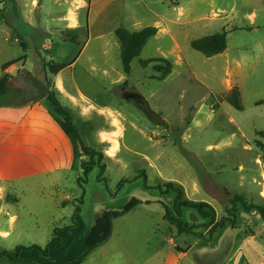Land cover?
<instances>
[{
	"label": "rangeland",
	"instance_id": "rangeland-1",
	"mask_svg": "<svg viewBox=\"0 0 264 264\" xmlns=\"http://www.w3.org/2000/svg\"><path fill=\"white\" fill-rule=\"evenodd\" d=\"M1 1L0 63L28 55L26 68L43 74L44 60L52 55L58 58L59 43L69 42L64 39V22L58 16L70 1L18 0L20 15ZM179 2L114 0L113 11L104 15L89 17L87 9L81 12V44H74L82 46L83 51L75 66L64 69L63 74L80 77L82 90L94 104L88 117L91 122L84 117L78 119L77 128L85 145L107 155L117 140L118 157L110 160L105 156L106 182L98 180V167L89 174L83 203L79 202L82 189L77 183L81 171L67 178L61 189L46 194L48 204L43 210L37 207L35 197H23L27 209L54 214L56 220L47 224L41 216L37 225L28 210L21 207L25 216L16 222L10 238L0 240V249L12 251L18 244H48L55 230L63 233V228L73 223L77 205L81 207L84 229L90 228L105 210H121L133 197L164 211L162 203L171 205L173 195L161 197L158 190L146 189L144 174L151 186L162 181L182 182L186 196L210 203L219 220L227 215L228 198L234 193L243 194L249 202L264 204V103H259L264 100V0H194L186 1L184 6ZM6 26H13L16 33L11 27V34H7ZM147 26L158 27V33L132 61L131 73L127 74L115 30L125 27L138 31ZM220 32L227 33L228 41L221 54L207 57L191 46L196 38ZM152 57L172 61V71L166 78H160L153 69L154 63L147 68L141 65V59ZM19 73L24 76L13 80L11 91L1 96L0 102H26L39 93L33 87L30 72ZM235 86L241 91L243 110L225 100L226 93ZM130 93L142 95L165 123L151 120L127 98ZM105 108L113 120L112 126L101 112ZM104 130L109 132L108 139L100 142ZM123 179L126 181L118 187ZM66 194L77 196L73 210L55 206L54 200ZM183 216L189 224L198 225V231L208 233L209 219L192 209L185 210ZM237 224L241 228L228 232L235 235V246L245 232L256 235L264 247V218L259 211L247 212L240 205ZM128 229L126 222L119 223L115 245L94 250L83 264H108L116 257V250L121 256L131 250L137 254V261L145 262L150 236L133 238ZM254 244L255 240H250L246 248L258 264L264 248L258 246L260 250L255 252ZM173 254V249H165L160 254L162 264H170L168 258ZM212 255L215 264H246L242 253L235 252L229 263L227 253L218 258ZM4 259L11 264H32ZM164 260L168 261L163 263Z\"/></svg>",
	"mask_w": 264,
	"mask_h": 264
},
{
	"label": "crops",
	"instance_id": "crops-1",
	"mask_svg": "<svg viewBox=\"0 0 264 264\" xmlns=\"http://www.w3.org/2000/svg\"><path fill=\"white\" fill-rule=\"evenodd\" d=\"M69 1L70 3L67 8L58 16L60 21L64 22L62 25L63 30L81 27L80 16L81 12L85 9L88 10L89 17L94 14L101 16L106 12L113 11L111 9H113L112 2L114 0ZM179 1L180 5L184 6L186 1L194 0ZM54 2L60 3L59 0H54ZM41 3L43 5V2ZM1 26L0 31H2ZM6 27L8 28L6 29V33L10 35L9 30L11 27ZM77 45L66 40L59 43L58 53L61 55L55 58L51 54L52 57L49 60H44V69L41 75H37L32 70L26 68L28 55L25 60L7 69V72L12 75L9 83V92L11 91L13 80L24 76L19 71L27 70L30 72L29 77L31 78L33 87L38 89L39 93L26 102H0V240L2 241L10 238L16 222L25 216L21 212V207L27 209L23 197H27L28 194L32 198L35 197L34 201L37 207L43 210L47 203L45 202L46 194H50V191L53 192V190L61 189L67 178H72V176L80 172V170L73 169V143L59 122L51 114L48 95L51 91L57 92L59 100L69 111L76 126L79 117H84L87 122H91V119L88 117L91 115L94 104L90 96L82 90L80 77L73 73L68 76L64 75V70L58 74H51L45 66V61L54 60L70 64L67 68L74 67L83 51V47ZM62 53H65L66 58L65 56L62 57ZM67 54L70 55L69 58H67ZM7 61L0 63V76L3 73L2 64ZM105 109H102L101 112H104L106 123L112 126L113 120L109 116L107 108ZM108 135L109 132L107 130L101 132L100 142L106 141ZM118 144L117 140H114L113 144H111V147L116 146V148L113 153L110 152V149L107 150V155L105 156L108 159L111 160L118 157ZM8 194L16 197L17 201H7L6 196ZM76 199V195L66 194L61 199L54 200L55 206L58 207L60 204L63 210H70L72 209L71 206H76ZM27 210L31 220L37 225H39L41 216L45 218V222H48L47 224L56 220L54 214H38L29 208ZM163 214L164 211L158 206L143 202L130 212L115 218L113 220V234L103 245H115L117 226L121 222H126L133 238L138 237V235H145L146 237L150 236L151 241L148 244L149 253L146 258L147 262L137 261V254L131 250L128 251L127 256H124V254L122 256L119 255V251L116 250V257L113 256L108 264H120V262L121 264H162L160 254L167 248L175 251V254L171 258H168V260L170 259V264H215L213 253L216 254L217 258L227 253L228 258H226V263H229L235 252L237 254L242 253L246 264H257L252 259V253L247 250L246 243L254 239L255 244L253 248L255 252L257 249L260 250V246H263L258 241L259 239L256 235L245 233L243 229L242 232L245 235L239 242L236 241L238 244L235 246L233 242L235 235L228 232L241 228L238 224L234 226L227 224L225 228H217L212 238L207 240L194 234L178 233L177 227L165 220ZM72 219L76 223L65 226L62 231L67 236V242L62 247L54 250L52 260L42 257L37 250H32L31 252L24 251L20 256L33 259L42 264H62L70 256L80 255L86 248L85 239L89 234V228L84 229L85 222L81 218V212L74 213ZM218 220L217 218L216 221ZM201 232L208 236L207 232ZM103 245L98 248H102ZM119 257H121L122 261ZM263 257L264 251H262V259L258 264H264ZM57 258L58 260H56ZM168 260H164L163 263ZM0 264L11 263L4 258H0Z\"/></svg>",
	"mask_w": 264,
	"mask_h": 264
},
{
	"label": "trees",
	"instance_id": "trees-1",
	"mask_svg": "<svg viewBox=\"0 0 264 264\" xmlns=\"http://www.w3.org/2000/svg\"><path fill=\"white\" fill-rule=\"evenodd\" d=\"M7 7L13 9L17 15H20L18 8V0H2ZM14 32L16 29L11 26ZM82 27L67 28L64 31V35L67 36L68 41L76 44H81L79 41V32ZM158 33V27L147 26L138 31H131L125 27H119L115 30V35L120 42L121 46V61L123 70L125 73L130 74L132 70V61L139 57L147 45L150 38ZM21 45L27 49L24 42ZM191 46L203 53L207 57H212L221 54L226 51L228 47L227 33H213L208 34L192 40ZM27 58V55H22L18 58H14L2 64V75L0 76V96L5 95L10 86V80L12 75L7 72V69ZM140 63L143 67L147 68L151 63H154L153 69L160 74V78L164 79L169 75L173 68L171 60L163 57H152L149 59H141ZM45 66L49 69L51 74H58L62 70L70 66L67 63H60L54 60L45 61ZM225 100L228 101L237 110H243L241 91L238 86L233 87L225 95ZM48 103L51 114L59 122L65 133L71 139L74 146V162L73 169L80 170L81 175L77 177V183L82 189V195L79 198V202H84V196L86 193L85 185L88 183L89 174L95 167L99 168L98 180L106 182L104 176L107 168L105 160V154L103 151L86 146L76 124L73 121L69 111L64 107L57 96L56 91H51L48 95ZM264 103V100L259 101ZM126 179L119 182L120 187ZM145 188L148 190H158L161 197L173 195V201L171 205L163 204L164 214L163 218L176 226L178 233L194 234L199 237L210 240L213 233L217 228H225L227 224L232 226L237 224V212L238 207L241 205L245 211L257 210L264 218V204H257L249 202L246 197L241 193H234L228 198L230 207L227 209V215L216 221L217 212L214 206L203 200H193L186 196L185 187L177 181H162L158 185L151 186L148 184V177L144 174ZM7 201H17L16 197L12 195L7 196ZM143 202L136 197L131 198L121 210H105L102 214L97 216L94 223L89 228V234L85 239V250L78 256L72 255L62 264H83L89 255L98 247L103 245L112 235L113 232V220L119 216H122ZM187 209L195 210L202 218L209 219L208 225L211 226L208 236L203 232L198 231V225L189 224L184 220V211ZM81 207L79 205L75 208V213H79ZM73 224L76 223L74 219ZM75 226V225H73ZM72 227V226H71ZM67 242V236L64 233H60L58 230L54 231L53 238L46 245L39 243H32L29 245L18 244L14 250L0 249V258H8L12 262H30L32 264H42L30 258L21 257V253L31 252L37 250L42 257L53 259L54 250L62 247Z\"/></svg>",
	"mask_w": 264,
	"mask_h": 264
},
{
	"label": "water",
	"instance_id": "water-1",
	"mask_svg": "<svg viewBox=\"0 0 264 264\" xmlns=\"http://www.w3.org/2000/svg\"><path fill=\"white\" fill-rule=\"evenodd\" d=\"M64 39H67L66 35H64ZM127 98L129 100H132L134 103H136V105L139 108L143 109L145 113L148 115V117L154 122L159 123V124L165 123V119L161 115L152 111L149 108L147 100L142 95L137 94V93H130L127 95Z\"/></svg>",
	"mask_w": 264,
	"mask_h": 264
},
{
	"label": "bare ground",
	"instance_id": "bare-ground-1",
	"mask_svg": "<svg viewBox=\"0 0 264 264\" xmlns=\"http://www.w3.org/2000/svg\"><path fill=\"white\" fill-rule=\"evenodd\" d=\"M115 148H116V146H114V147L111 149L110 152L113 153ZM263 194H264V192H263Z\"/></svg>",
	"mask_w": 264,
	"mask_h": 264
}]
</instances>
